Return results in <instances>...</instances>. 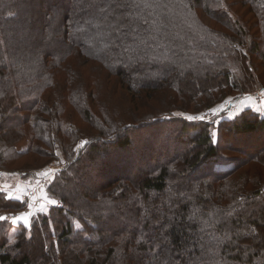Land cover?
Masks as SVG:
<instances>
[{
  "label": "trees",
  "instance_id": "16d2710c",
  "mask_svg": "<svg viewBox=\"0 0 264 264\" xmlns=\"http://www.w3.org/2000/svg\"><path fill=\"white\" fill-rule=\"evenodd\" d=\"M262 89L264 0H0V170L66 157L29 237L0 191V264H264V146L230 136L264 115L176 114Z\"/></svg>",
  "mask_w": 264,
  "mask_h": 264
},
{
  "label": "rangeland",
  "instance_id": "374dc122",
  "mask_svg": "<svg viewBox=\"0 0 264 264\" xmlns=\"http://www.w3.org/2000/svg\"><path fill=\"white\" fill-rule=\"evenodd\" d=\"M256 72L257 74H261L262 68H259V71L256 68ZM228 94V97L224 99V101L218 103L210 109L205 110V108H199L197 107V104L191 103L187 106L188 108L186 109V112L177 111L176 114L184 115L188 119L195 121H210L212 135L216 141L219 123L226 120L224 116L228 115V113H223V111L230 110L231 104L237 101L238 98L242 97V95H238L236 91L231 92L230 90L228 91ZM135 112H138V110L136 109ZM258 113L260 114V112ZM82 127H86V125L83 124ZM165 127L167 129V126ZM230 136L235 142L238 141V146L240 148H245V150H250V152H253V150H256V148L258 147L264 146V135H255L248 137L241 135L239 136L238 134H230ZM25 145V142L21 144L19 143V149L23 148ZM77 147L79 146L77 145L74 149H76ZM55 155L56 158L44 166H34L33 164H31L25 167V164L29 162L28 159H30L29 156H25L8 167L9 170L24 168L31 169L33 170L31 172L34 173V177L24 178L22 174L14 173L8 170H0V191L4 193V199L6 201L8 200L20 202L18 203L20 205L21 203H23L22 208L4 212L1 216V219L9 222L12 225L9 233L10 242L14 243L17 240V235L18 233H20L18 232L20 226H23L28 230L27 236L29 237L30 229L34 220L38 219L37 217L40 214H47L53 206L59 205V202L50 196L49 186L55 179L57 173L66 165V157L62 154L60 149L55 150ZM231 155L236 156V154L234 153H232ZM57 162L60 163V167L59 169L54 170L53 165ZM212 167L220 168L222 167V164H211L207 166L208 169ZM203 168L205 169L206 166H203ZM254 171L255 169L251 174H254ZM32 193L33 195L31 197ZM21 219H27V225L19 223V220Z\"/></svg>",
  "mask_w": 264,
  "mask_h": 264
},
{
  "label": "crops",
  "instance_id": "0c3cea01",
  "mask_svg": "<svg viewBox=\"0 0 264 264\" xmlns=\"http://www.w3.org/2000/svg\"><path fill=\"white\" fill-rule=\"evenodd\" d=\"M245 109H253L257 113L260 112L259 108L255 105V102L252 96H245V97L238 98L237 101L231 104L230 110L223 111V113H228V115H225L224 117L229 120L233 119L237 115H239L241 112H243ZM32 195L33 193L31 194V197ZM19 223H23L27 225V219H21L19 220Z\"/></svg>",
  "mask_w": 264,
  "mask_h": 264
},
{
  "label": "built area",
  "instance_id": "2783aa9c",
  "mask_svg": "<svg viewBox=\"0 0 264 264\" xmlns=\"http://www.w3.org/2000/svg\"><path fill=\"white\" fill-rule=\"evenodd\" d=\"M245 96H252L255 100L256 106L259 108L261 112L260 114L264 115V89L256 93H244L242 95V97H245ZM59 167H60V163L58 162L56 164L54 163L53 165L54 170L59 169Z\"/></svg>",
  "mask_w": 264,
  "mask_h": 264
}]
</instances>
